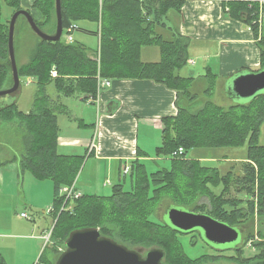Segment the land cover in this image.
Listing matches in <instances>:
<instances>
[{
	"label": "trees",
	"instance_id": "1",
	"mask_svg": "<svg viewBox=\"0 0 264 264\" xmlns=\"http://www.w3.org/2000/svg\"><path fill=\"white\" fill-rule=\"evenodd\" d=\"M185 1L62 0L64 29L83 21L99 25V61L93 60L87 48L78 42L69 43L62 38L52 42L39 38L29 62L18 67L20 79L33 78L38 90L34 108L29 114L20 111L16 102L0 107V123L19 122L28 131L26 154L21 159L14 157L8 163H18L22 172H30L38 181L53 182L54 228L51 239L57 258L60 255L57 247L65 248L72 232L93 228L131 250L160 248L165 252V264H218L221 261L264 264V233L261 231L259 240L254 242L260 253L254 257L246 258L243 251V247L256 237L251 235L235 248L234 256L205 255L191 259L179 241V235L185 233L151 220L165 198L171 199L175 207L188 210L201 197L210 200V209L206 210L201 205L196 206L193 212L205 213L232 227H238L255 215L264 218V146L260 145L264 129V93L243 102L233 101L232 94L229 99L233 104L227 107L215 104L212 98L217 90L219 75L208 69V89L204 96L209 100L200 106L198 96L191 92L193 79L179 76V72L190 62L192 39L183 36L168 23L169 13H180ZM3 4L14 12L24 10L22 0H0V91L4 90L12 72L9 25L3 19ZM222 4L228 16L251 28L260 50L261 63L257 72L263 71L264 35L254 23L259 18L260 0H222ZM34 8L42 14L41 21L35 20L39 28L54 34L55 0H36ZM262 8L264 10V4ZM158 28L170 31L173 40L166 41L157 33ZM148 46L160 48V62H142L141 51ZM242 72L228 78V83ZM100 78L152 80L177 92L178 113L163 120V144L156 149L157 157L171 158V167L149 173L146 165L137 160L131 165L130 174L124 177L129 189L120 184L113 188L110 196L82 195L70 201L61 196L60 190L64 186H75L86 156L59 154L58 115L67 112V109L47 95L46 87L51 82L55 83L57 100L83 96L85 99L91 97L95 103L100 94ZM184 102L189 104L183 105ZM191 106L197 109L193 110ZM245 145H248L247 163L244 173L235 180L238 191L251 197L247 201V209L242 206L241 200L225 197L234 184L231 173L222 177L216 168L202 166L200 161L187 158L193 149ZM180 148L184 150L183 156L172 158ZM93 154L94 150L89 155ZM140 157L144 155L140 153ZM221 185L224 190L216 195L211 187ZM69 206L71 210H67ZM48 250H51L49 246L42 250L39 262L55 264L56 261L52 262L48 257ZM0 264H7L1 252Z\"/></svg>",
	"mask_w": 264,
	"mask_h": 264
},
{
	"label": "crops",
	"instance_id": "2",
	"mask_svg": "<svg viewBox=\"0 0 264 264\" xmlns=\"http://www.w3.org/2000/svg\"><path fill=\"white\" fill-rule=\"evenodd\" d=\"M35 1L22 0V6L36 21H41L42 14L34 8ZM13 12V9L3 4V15L6 13L10 15ZM168 23L183 36L192 39L190 62L179 72V76L193 79L191 92L196 88L192 94L198 96L197 101L200 106L209 100L204 96L208 89L206 79L208 69L219 75L216 93L219 90L227 93L230 83L227 79L235 73L239 71H244L242 74L256 73L260 69V50L252 30L228 16L222 0H186L180 13L175 11L169 13ZM74 24L77 26L73 33L74 42L84 45L89 55L93 57L99 47L97 50H92L87 44L94 37L98 39L100 46L99 25L88 21ZM157 33L166 41L173 40L170 31L158 28ZM35 38L32 39L34 48L39 41V37ZM141 60L148 64L160 62V48L144 47L141 51ZM109 80L112 86L100 91L98 102L95 103L94 101L89 103L90 99H85L83 96L60 100L51 98L67 109V112L58 115L59 154L86 156L74 186L76 192L84 196H102L98 191L112 187L113 192V188L120 184L129 189L122 171L125 166H131L137 160L146 166L149 161L153 162V165L159 169L157 171L165 169L159 164L163 158L156 156V149L163 144L165 130L163 120L178 113L177 92L162 84L152 80ZM204 98L205 100L202 101ZM229 98L227 99L233 104ZM187 104L189 103H183V105ZM90 129L94 132L92 136L89 133L85 135L78 133ZM80 150L85 151L81 154ZM93 150L94 154L90 156ZM140 153L144 157H140ZM20 178L24 197L31 208L44 212L52 209L55 199L53 182L37 181L30 172H21ZM49 215L52 217V213ZM47 229L49 228L43 229L41 235ZM41 235L23 238L30 242L32 251L29 254L17 253V264L36 263L43 250ZM5 247L8 246L4 241L0 250ZM38 263H40L39 259Z\"/></svg>",
	"mask_w": 264,
	"mask_h": 264
},
{
	"label": "rangeland",
	"instance_id": "3",
	"mask_svg": "<svg viewBox=\"0 0 264 264\" xmlns=\"http://www.w3.org/2000/svg\"><path fill=\"white\" fill-rule=\"evenodd\" d=\"M14 13L15 12L11 13L10 15L6 13L3 15L4 22L7 25L10 24L11 17ZM262 32L264 33V27ZM35 37L38 36L32 31L25 18L20 17L17 21L14 33L15 57L18 66H22L29 62L30 56L34 49L32 39H36ZM62 40H66L65 36L62 37ZM87 45L92 48V50H97L99 47V41L97 38L93 37L89 40ZM94 55H98L97 51L94 53ZM12 86L13 78L11 72L4 90L9 89ZM37 90L38 88L35 83H30L28 77H22L20 79V89L13 95L0 98V107H6L13 102H16L20 111L29 114L34 108V100ZM194 91H196V88L192 92ZM46 93L50 96V98H57L58 92L54 82H51L47 85ZM227 98V93H223L221 90H219L218 93H215L212 101L216 104L227 107L228 105L232 104ZM204 100L205 98L202 99V101ZM191 108L193 110L197 109L193 106H191ZM78 133L79 135H85L86 133H89L91 136L94 134L93 130L91 129L79 131ZM27 136L28 131L26 127L19 122L14 124L0 123V246L4 241L8 246L5 247V249L0 250V252L4 256L7 264H17V253L22 252L29 254L32 251L30 242L23 239L24 237L34 238L32 236L41 235V231L43 229L52 228L54 224V219L48 214L47 209H45L47 210L46 212H44V210H42V212L30 207V204L25 199L22 191L20 178V173L22 172L21 168L18 163H8L14 157L21 159L26 154L25 138H27ZM92 140L93 139L91 137V142ZM260 145L264 146V129L262 130L260 137ZM84 151L80 150L79 152H82L81 154H83ZM247 155L248 145H245L242 147L193 149L188 153L187 158L190 160L200 161L202 166L216 168L222 177H225L231 173L233 175L234 184L231 185L230 190L225 195V197L241 200L243 202L242 206L247 209V201L251 199V197H248L246 193H241L238 191L239 189L235 180V178H239L240 175L244 173V166L247 163ZM161 158H163L162 161H159L161 168L169 169L171 167V158ZM147 164L148 166L146 167L149 173L159 170L153 165V162L149 161ZM211 188L216 195H220L224 190L223 185ZM98 192L99 195L109 196L112 194V187H108L106 190L102 189V191ZM239 195L242 196L240 197ZM174 204L175 203L169 198L163 199L151 220L158 224L170 225L167 216V209ZM201 205H204L206 210H209L211 207L210 200L207 197H201L198 199L197 203L188 210L181 207H176L193 212L192 210H194L196 206ZM22 213H26L29 217H31V220L22 218ZM235 228L241 233L240 240L238 241V244L240 243L239 245H241L243 241H247V238L251 235L254 237L256 236L251 240L254 241L258 237L260 231L264 233V218L255 215L253 218H248L245 222L239 224V226ZM179 241L181 242L185 253L191 259H198L205 255L226 257L236 255L235 247L229 248V246H214L208 244L204 239L203 233L199 230L187 233L185 235L180 234ZM251 241L249 242L250 244L248 243L245 247H243L244 256L246 258L254 257L260 253V250L254 246V243L251 244ZM54 247V244H50L49 246L51 250L54 249ZM152 248L153 247L138 248L137 251H139L145 257L147 252ZM51 250L47 251L48 257L52 262L56 261V264L60 255L66 249L62 246L57 247V251L60 254L58 258L57 254ZM40 256L41 252L38 259H40ZM38 259L36 260L35 264H43L38 263ZM218 264L233 263L229 261H221L218 262Z\"/></svg>",
	"mask_w": 264,
	"mask_h": 264
},
{
	"label": "water",
	"instance_id": "4",
	"mask_svg": "<svg viewBox=\"0 0 264 264\" xmlns=\"http://www.w3.org/2000/svg\"><path fill=\"white\" fill-rule=\"evenodd\" d=\"M56 31L49 34L42 31L34 17L27 10L17 11L11 17L9 24V61L11 65L13 86L0 91V98L13 95L20 89V75L15 57L14 33L17 21L24 17L32 31L43 41L56 42L62 38L64 31L62 0H55ZM264 93V70L256 73L241 74L233 78L227 90V96L233 101L250 100ZM170 226L182 233L199 230L203 233L208 244L214 246H229L236 248L241 233L235 227L220 222L204 214L195 213L170 206L167 209ZM65 251L60 255L56 264H165V252L154 248L144 257L139 251L131 250L115 240L102 236L98 229H82L71 233L65 243Z\"/></svg>",
	"mask_w": 264,
	"mask_h": 264
},
{
	"label": "built area",
	"instance_id": "5",
	"mask_svg": "<svg viewBox=\"0 0 264 264\" xmlns=\"http://www.w3.org/2000/svg\"><path fill=\"white\" fill-rule=\"evenodd\" d=\"M264 4V0H260V11H259V18L256 22V23L259 27H260V30L262 31L263 27H264V10L262 8V5ZM227 11H229V9H227ZM250 28V27H249ZM77 29V26L73 23L68 29H64L63 31V34L65 35L67 41L69 43H72L74 42V37H73V33L75 32V30ZM251 30V28H250ZM93 60H96V61H99V55H94L92 57ZM29 82L33 84L34 80L32 78L29 79ZM112 86V82L111 80L109 79H105V78H100L99 79V89L100 91L106 89V88H109ZM87 99H90L88 102L89 103H93V99L91 97H88ZM184 154V150L182 148H180L177 152H175L171 157L172 158H180L181 156H183ZM130 171H131V166L127 165L123 168V171H122V174L124 177L128 176L130 174ZM60 194L62 197L66 198L67 200H70V201H73L75 199H78L80 198L82 195L78 192H76L74 186L73 187H67V186H64L61 188L60 190ZM72 207L69 206L67 208V210H71ZM54 210V208L52 207V209H50L48 211V214L52 213ZM22 217L23 218H26L28 220H31V217H29L26 213H22ZM54 226V224H53ZM52 228H49L47 229L41 236H40V239L43 243V249L47 246H50V244H53L52 243V233H53V227ZM259 238L257 237L254 241H251V244H253L255 241H258ZM250 244V243H249Z\"/></svg>",
	"mask_w": 264,
	"mask_h": 264
}]
</instances>
